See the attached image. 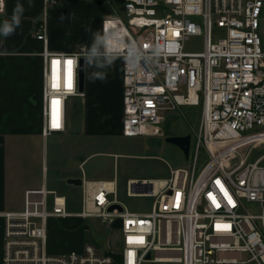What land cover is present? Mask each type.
Listing matches in <instances>:
<instances>
[{
  "label": "built area",
  "instance_id": "1",
  "mask_svg": "<svg viewBox=\"0 0 264 264\" xmlns=\"http://www.w3.org/2000/svg\"><path fill=\"white\" fill-rule=\"evenodd\" d=\"M57 3L45 0V16ZM106 20L146 55L154 45L162 49L137 70L124 62L123 134L158 133L165 110L200 106L190 164L171 169L168 178L129 179L128 195L154 197L149 211L111 197L116 180H84L78 213L68 212L56 191H26L21 210L2 213L3 264H264V0H124V15ZM194 36L203 37L202 49L187 48ZM37 38L44 44L49 135L66 129L69 98L84 96L81 46L72 53L51 51L45 23ZM1 48L0 41V54ZM244 201L260 204L262 213L250 212ZM72 215L98 217L109 229L120 220L122 249L100 253L88 243L82 251L50 253L48 219Z\"/></svg>",
  "mask_w": 264,
  "mask_h": 264
},
{
  "label": "crops",
  "instance_id": "2",
  "mask_svg": "<svg viewBox=\"0 0 264 264\" xmlns=\"http://www.w3.org/2000/svg\"><path fill=\"white\" fill-rule=\"evenodd\" d=\"M17 2L26 9L21 25L14 35L0 36L3 51L0 54V264H3L2 213L21 210L28 190L43 186L53 190L49 179V139L71 137L79 151L87 147L83 138L88 135L110 134L116 129L123 133L124 61L117 59L106 70L107 78L103 82L91 81L88 76L95 69L85 66L84 96L69 98L66 129L44 134V44L37 34L45 23L49 49L72 53L80 46L91 44L92 32L102 29L107 17L124 15V0H58L57 4L48 6L46 16L45 0H33L32 8H28V0H6V11L0 15V24L11 17ZM88 158L74 153L67 163L68 169L63 171L66 179L107 180L85 176L83 164ZM67 184L64 188L75 185L68 181ZM47 250L78 251L66 248L59 251L57 246L49 247L48 242Z\"/></svg>",
  "mask_w": 264,
  "mask_h": 264
},
{
  "label": "rangeland",
  "instance_id": "3",
  "mask_svg": "<svg viewBox=\"0 0 264 264\" xmlns=\"http://www.w3.org/2000/svg\"><path fill=\"white\" fill-rule=\"evenodd\" d=\"M189 50L203 48V37L194 36L188 41ZM78 107L74 109L77 110ZM201 107L195 105L182 106L177 110H165L159 132L126 136L120 129L104 135H88L86 148L80 149L71 137L49 139L50 158V188L58 195L67 198V211L78 213L83 209V190L80 185L64 188L67 184L63 171L68 169V161L74 153L89 158L83 164L85 176L89 179H116L117 193L111 197L117 198L131 210H151L154 197L128 195L129 179H161L171 175V169L188 167L189 158L176 144L167 141L171 136L192 135V141L199 124ZM84 144V143H83ZM76 146V148H75ZM77 150V151H76ZM71 163V162H70ZM63 174V175H62ZM53 194L49 196L48 208L52 209ZM246 208L261 214L260 204L244 201ZM121 221L114 223L112 229L98 217L72 216L66 219L49 218L47 222V242L49 247H59L67 250L82 251L86 244L97 246L100 253L119 251L122 249ZM50 253H60L51 252Z\"/></svg>",
  "mask_w": 264,
  "mask_h": 264
},
{
  "label": "clouds",
  "instance_id": "4",
  "mask_svg": "<svg viewBox=\"0 0 264 264\" xmlns=\"http://www.w3.org/2000/svg\"><path fill=\"white\" fill-rule=\"evenodd\" d=\"M33 6V0H28V8ZM4 10L5 0H0V13ZM25 10L23 4L16 3L11 17L0 24V36L7 38L16 33ZM78 55L84 59L86 68L95 69L88 78L93 82L96 80L103 82L107 78L106 70L111 68L117 59H123L129 68L137 70L141 61L158 59L162 55V49L160 45H154L151 53L146 55L140 44L127 37L125 30L106 20L102 29L92 32L91 44L81 46Z\"/></svg>",
  "mask_w": 264,
  "mask_h": 264
},
{
  "label": "water",
  "instance_id": "5",
  "mask_svg": "<svg viewBox=\"0 0 264 264\" xmlns=\"http://www.w3.org/2000/svg\"><path fill=\"white\" fill-rule=\"evenodd\" d=\"M84 84H85V62H84V59L81 58L80 68H79V89L82 92L84 91ZM167 141L178 145L183 150L186 157L188 158L189 149H190V142H191V134H187L185 136H171V137L167 138ZM68 182L81 186L83 183V180L80 178H78V179L71 178L68 180ZM115 207H116V205L111 206L110 210L114 209Z\"/></svg>",
  "mask_w": 264,
  "mask_h": 264
},
{
  "label": "snow or ice",
  "instance_id": "6",
  "mask_svg": "<svg viewBox=\"0 0 264 264\" xmlns=\"http://www.w3.org/2000/svg\"><path fill=\"white\" fill-rule=\"evenodd\" d=\"M177 35H178V33H177ZM65 63L68 66V81H69L68 87H71V67H72L73 62L71 60H68ZM54 64H59V61H54ZM53 103L56 104V103H58V101H54ZM53 126L54 127H59L58 118H57V120H56V122L54 123Z\"/></svg>",
  "mask_w": 264,
  "mask_h": 264
},
{
  "label": "bare ground",
  "instance_id": "7",
  "mask_svg": "<svg viewBox=\"0 0 264 264\" xmlns=\"http://www.w3.org/2000/svg\"><path fill=\"white\" fill-rule=\"evenodd\" d=\"M109 185H111V184H109Z\"/></svg>",
  "mask_w": 264,
  "mask_h": 264
}]
</instances>
